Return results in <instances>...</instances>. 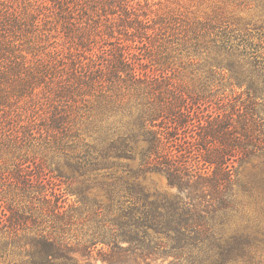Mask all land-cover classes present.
Segmentation results:
<instances>
[{"label":"trees","instance_id":"16d2710c","mask_svg":"<svg viewBox=\"0 0 264 264\" xmlns=\"http://www.w3.org/2000/svg\"><path fill=\"white\" fill-rule=\"evenodd\" d=\"M149 1L0 0V210L29 264H264L259 230L230 222L237 168L264 149V23L150 18ZM199 47L209 79L242 93L172 68L168 52ZM97 117L114 119L102 150L84 138ZM113 155L137 169L101 172ZM62 184H98L107 212L76 217Z\"/></svg>","mask_w":264,"mask_h":264},{"label":"rangeland","instance_id":"374dc122","mask_svg":"<svg viewBox=\"0 0 264 264\" xmlns=\"http://www.w3.org/2000/svg\"><path fill=\"white\" fill-rule=\"evenodd\" d=\"M158 1H149L151 10H153L150 18L161 15L164 17L166 14L169 18L177 19L179 22L186 24L195 20H203L206 17L219 16L218 18L225 23L230 22L231 18H239L245 21L259 20L264 23V0H162L160 3ZM133 4L140 11L145 8L143 0H133ZM240 24H242V21ZM57 35L59 38L63 36L62 33ZM94 38L96 37L94 36ZM61 40L65 42V40ZM168 55L169 62L173 65L172 68L180 72L185 81L198 78L200 80L198 85H215L217 91L234 93V95H239L243 91L237 87L231 88L227 78L221 82L209 79L208 69L214 54L213 52L209 53L207 47L206 49L199 47L196 51H171L168 52ZM245 98L244 94L238 100V103ZM256 99L258 102H262V105L257 107V111L264 121V95H258ZM107 120L113 121L114 119L112 117L95 118L96 126L89 128L84 135L86 142L97 150L104 149L106 145L103 142L104 134L99 130V127L109 123ZM138 162V158L130 160L117 158L113 155L107 160L106 169L101 172L125 176L128 167L137 169ZM51 166L54 165L51 163ZM101 180L104 179H98V181ZM137 180L141 186L151 193H159L168 197L176 195V189L169 186L165 177L160 173L140 174ZM237 180V197L234 200L237 212L231 214V228L249 225L252 230L258 229L261 237H264V149L238 166ZM242 185L249 190L242 191ZM62 190L66 193L67 207L78 210L75 213L76 217H85L98 210L104 213L107 212L109 200L106 192L98 184L93 185L82 197L73 188H67L65 184H62ZM7 225L8 222L4 221L0 210V264H29L30 259L23 242L4 235ZM170 260V258L165 261L159 259L153 264H167ZM97 264H100V262Z\"/></svg>","mask_w":264,"mask_h":264}]
</instances>
